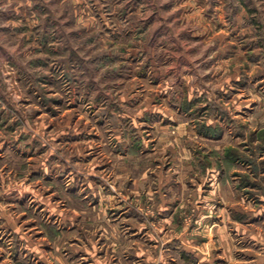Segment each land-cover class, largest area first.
I'll use <instances>...</instances> for the list:
<instances>
[{
	"label": "rangeland",
	"instance_id": "rangeland-1",
	"mask_svg": "<svg viewBox=\"0 0 264 264\" xmlns=\"http://www.w3.org/2000/svg\"><path fill=\"white\" fill-rule=\"evenodd\" d=\"M42 197L204 205L199 264H260L264 0H0V264Z\"/></svg>",
	"mask_w": 264,
	"mask_h": 264
},
{
	"label": "crops",
	"instance_id": "crops-1",
	"mask_svg": "<svg viewBox=\"0 0 264 264\" xmlns=\"http://www.w3.org/2000/svg\"><path fill=\"white\" fill-rule=\"evenodd\" d=\"M41 167L37 172L44 178L46 166ZM45 202V199L41 201ZM10 206L5 229L10 236V246L6 249L11 264H190V259L191 264H199L204 261V234L198 237L204 230L199 226L203 219L199 221L198 210L204 205H192L196 206V215L190 230L177 213L184 205H149L152 211L148 217L142 213V205ZM260 258L263 259L260 264H264V256Z\"/></svg>",
	"mask_w": 264,
	"mask_h": 264
}]
</instances>
